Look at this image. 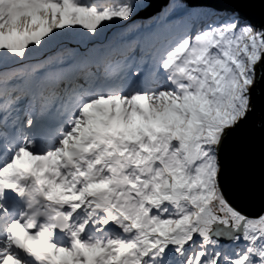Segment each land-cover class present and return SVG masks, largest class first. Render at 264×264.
Listing matches in <instances>:
<instances>
[{
	"label": "rangeland",
	"instance_id": "obj_1",
	"mask_svg": "<svg viewBox=\"0 0 264 264\" xmlns=\"http://www.w3.org/2000/svg\"><path fill=\"white\" fill-rule=\"evenodd\" d=\"M117 4L110 0H0V264H128L122 249L138 262L148 255L147 259L160 254L167 258L181 251L150 252L149 247H158L159 235L170 219L191 224L195 218L192 224L198 227L210 221V232L214 224L236 228L242 220L253 223L264 216H244L223 199L217 185L216 142L247 108V91L264 51L262 30L255 31V25L241 16L232 14L235 25L225 24L224 19L219 26H210L207 21L217 14L209 17L206 10L201 13L204 20L182 17L180 21L192 25L185 36L170 40L173 50L162 54L156 68L154 44L124 45L122 55L108 58V65L117 64L118 69L105 68L103 79L108 80L101 88L97 84L94 88L102 78L93 70L84 76L88 92L82 90L83 79L74 84L80 86L75 91L80 96L70 114L62 110L66 100L52 99L56 88L44 91L40 86L39 78L46 80L51 73L50 57L60 50L90 43L83 56L73 58L88 64L94 57L93 43L105 37L112 40L111 32L103 30L120 13ZM123 20L119 19L121 24ZM246 25L251 30L241 28ZM140 33L143 38L150 36ZM49 43L54 44L50 49ZM134 56L141 62L137 64ZM149 60L152 65L144 66ZM16 68H24L27 78L36 83H9ZM131 69H142V73L133 75ZM146 69L154 73L151 82L145 77ZM18 78L14 75L12 81ZM126 79L136 88L130 89ZM98 91L103 97H98ZM46 94L50 95L44 98ZM49 100H56V107L48 106ZM23 109L27 112L18 124L13 116ZM39 115L46 117L50 136L60 132L49 150L34 145L42 146V139L49 136L37 134V127L45 125ZM5 136L11 139L4 140ZM127 161L132 163L126 172ZM106 168L109 176L96 180ZM81 175L86 176L83 185ZM103 191H109L113 201ZM15 200L18 206L13 208ZM104 207L116 218L105 214V223L100 222L96 216L107 213ZM215 208L220 211H208ZM59 214L64 221L57 219ZM87 220L95 221L98 240L93 236L85 240L91 229ZM57 222L66 224L65 232H54ZM161 224L166 227L159 229ZM101 226L118 233L125 243L105 236L100 240ZM244 230L255 237L252 227ZM190 246L193 249L194 243Z\"/></svg>",
	"mask_w": 264,
	"mask_h": 264
},
{
	"label": "trees",
	"instance_id": "obj_2",
	"mask_svg": "<svg viewBox=\"0 0 264 264\" xmlns=\"http://www.w3.org/2000/svg\"><path fill=\"white\" fill-rule=\"evenodd\" d=\"M110 1L115 3L118 2V4L115 7L120 8V13L117 14L118 16L115 18V22H114V24L116 23V25H119L120 18L127 20V18L130 16L132 11L135 10V12H137L141 8H143L146 4L144 0H135V1L110 0ZM102 8L104 11L109 9V8L107 9L106 7L105 8L102 7ZM127 10L129 11V13ZM203 10L205 9L189 8L181 0H170L167 6H165L152 19L146 18V19H136L131 21L129 23L131 26L129 25L130 27L127 26L125 27L124 30H122V33H127L128 35L125 36V38L122 39V37L120 36L121 33L120 32L117 33L118 32L117 31L112 34V40L106 39L101 42H97L96 45H94L95 47L93 50L94 51L93 60L88 64H84L81 61H77L73 59L84 55V52L80 54L76 49V47H79L82 50L87 49L89 47L85 45L86 42L81 44H75L76 47L68 48L67 52H61L62 50H60L59 51L60 53H57L55 56L53 55L49 59V66H50L49 70L51 71V73L47 75L49 77L46 79V81L44 82L41 81L43 83L42 88L44 91L50 90L51 89L50 86L58 89L59 85L57 82V78L58 76H61V74L64 75L67 70L76 71L74 77L77 81H79L80 77L83 79L84 76L90 75L91 70L102 71L104 68L109 66L107 60L110 56H113L114 54H117V56L122 55L121 45L123 44V42L121 40L125 42L126 41L138 42L134 40L137 37L142 38V34L140 33L141 30L148 32L150 36L149 38H142L144 39V42L142 41L138 43L140 44L146 43V45L149 46L153 44H155V46L161 44L162 48L160 49V51H157L156 48V51L160 53L164 49L170 48L172 46V45H168L171 39L176 40L187 34L186 31L187 29H189L192 23L186 22L185 19L180 21V19L184 16H188L189 18H194V22H197L198 20H204V16L201 15ZM206 14H208L209 17L213 16L214 14H217L216 18L209 20L210 24H219L220 22H223L225 19L226 24L235 25L236 17H234L232 14L228 12H213L206 10ZM148 20H150L149 25L146 24V21ZM134 27L135 29H133ZM244 27L245 26L241 28L247 30H251L252 28L250 27V25H246V27L245 28ZM255 31L258 32V29H255ZM116 38H120L119 42H116ZM52 45L54 44L49 43L47 47L50 49ZM51 58L53 59L51 60ZM112 69L114 70V67H111V70ZM14 75L19 77L18 80L15 82L12 81ZM27 76L28 74L24 68H16L13 70V73H11L8 77L9 83L14 84L21 81L28 82L30 80L27 78ZM97 77L99 76L97 75ZM66 82H72V79H69ZM65 91L66 90H64V92ZM189 202H191V200H189ZM103 209L106 210V212L108 211L107 207H104ZM208 211L214 214V211L215 212L220 211V209L218 208H215V210L208 209ZM108 214L111 215L112 219L116 218L112 211L108 212ZM104 217H106V215L103 213L97 216V218L100 219V222L105 223V220H103ZM205 217H207V213L204 214V221L206 220ZM208 218H210V215L208 216ZM208 218L207 221H209ZM192 222H197V221H195L194 218L192 219L190 224L185 222L180 223L179 220H177L176 222L175 219L174 220L170 219V225H168V227L165 226L166 227L165 228L163 224L159 225V229H164V228L165 229L162 232L160 231L161 233L159 235L160 241L157 245L158 247L157 248L153 246L149 247L150 252H152L155 249H158V252H162L163 250H165L166 252L181 251V253L178 254L176 252L173 255H171L172 253L168 254L167 258H162L160 254L158 257L155 258L157 259V263L159 261H164L165 262L164 264H168V262L171 264H264V216L263 215L260 217L259 221L257 222L255 221L256 223L255 222L252 223V221L248 223H244L242 234L234 236V238L228 243L218 241L216 238L210 236V232H208L210 221H209V225L206 224L205 222L202 225V227L201 226L198 227L195 224L193 225ZM246 226H250L252 227V229H254L255 232H253V234L255 235V237H251V235L247 234V231L245 232L244 229H246ZM115 227L117 230H120L118 226ZM93 229L95 230L94 226ZM198 230H200L201 233L198 234L196 232ZM197 235H202V237L200 236L196 239ZM200 238H204V239L199 240ZM190 243H194L193 249L191 248ZM201 243H203V247ZM122 253H126V256L124 258L126 263L128 264H151V261L155 260V259H151L150 257L149 259H147L149 256L148 255L141 262H138L136 261V259L129 257L127 255L126 250H123ZM189 253H191L192 255L188 257ZM196 257L199 258L195 260ZM180 258L181 261L179 262L178 260H180Z\"/></svg>",
	"mask_w": 264,
	"mask_h": 264
},
{
	"label": "water",
	"instance_id": "obj_3",
	"mask_svg": "<svg viewBox=\"0 0 264 264\" xmlns=\"http://www.w3.org/2000/svg\"><path fill=\"white\" fill-rule=\"evenodd\" d=\"M169 0H147L137 16L151 17ZM190 7L204 6L239 13L264 36V0H182ZM248 88L247 108L233 126L225 127L217 145V185L223 199L248 218L264 213V52ZM213 225L210 236L230 242L243 232L244 221L236 228Z\"/></svg>",
	"mask_w": 264,
	"mask_h": 264
},
{
	"label": "bare ground",
	"instance_id": "obj_4",
	"mask_svg": "<svg viewBox=\"0 0 264 264\" xmlns=\"http://www.w3.org/2000/svg\"><path fill=\"white\" fill-rule=\"evenodd\" d=\"M235 16H237V14H234ZM245 21L246 22H248V23H252L250 20H248V19H245ZM182 23V22H181ZM146 24L147 25H149L150 24V20H148V21H146ZM126 30H127V28H126ZM131 31V30H130ZM194 39V38H193ZM107 43V42H106ZM153 79H154V73H152V75H151V77L148 79V82H151V81H153ZM127 80V79H126ZM127 81H129V83H130V80H127ZM64 91V90H63ZM39 118H41V116L39 115ZM15 121H16V119H15ZM40 122L41 123H45V125L41 128V127H39L38 128V131H37V134L38 135H43V136H48L50 133H51V130H50V128L48 127V126H46L47 124H48V121L46 122V117H42L41 118V120H40ZM30 130V128H28V130L27 131H29ZM60 135V132H57V134L56 135ZM55 134L53 135V136H48V138H44V139H42V146H40V144H38V142H35V144L34 145H38V147H40V148H46V149H51V147H53L52 146V143H53V141H54V139H55V136H56ZM39 137V136H38ZM3 139L5 140V139H11V137H9V138H7L6 136L5 137H3ZM1 157H2V155H1ZM21 194H23V192L21 191ZM20 199H22V198H20ZM15 204V203H14ZM18 205V204H17ZM102 211V209H99V211L98 212H101ZM104 228V230H100V235L103 237V236H110V237H112V238H114V239H121V240H124V238H120L119 237V234L118 233H116V232H114L113 230H111V229H109V228H107V227H104V226H101V228ZM96 231H98V229H96V230H93V232L94 233H96Z\"/></svg>",
	"mask_w": 264,
	"mask_h": 264
}]
</instances>
